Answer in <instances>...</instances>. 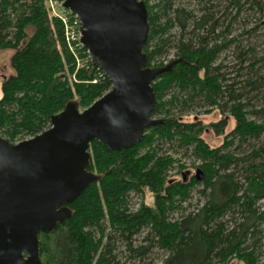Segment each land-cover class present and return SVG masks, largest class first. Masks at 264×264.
Here are the masks:
<instances>
[{
    "label": "trees",
    "instance_id": "1",
    "mask_svg": "<svg viewBox=\"0 0 264 264\" xmlns=\"http://www.w3.org/2000/svg\"><path fill=\"white\" fill-rule=\"evenodd\" d=\"M143 1L147 65L174 61L151 85L150 116L162 122L130 148L90 142L88 169L103 178L68 205L70 218L38 235L40 261L143 264L156 249L160 264H264V119H255L264 114V105L256 106L264 99V47L256 43L257 27L241 33L242 41L229 33L242 12L255 9L263 18L264 0H228V13L223 0H189L196 9L179 0ZM4 49L13 50V73L0 84V136L11 143L46 130L68 100L83 110L111 88L90 61L77 65L47 0H0ZM204 107L203 113L215 108L234 122L217 147L201 138L202 123L181 120ZM225 118L208 125L215 134L223 133ZM185 157L202 171L200 180L170 179V172L188 168ZM131 195L140 197L136 207Z\"/></svg>",
    "mask_w": 264,
    "mask_h": 264
},
{
    "label": "water",
    "instance_id": "2",
    "mask_svg": "<svg viewBox=\"0 0 264 264\" xmlns=\"http://www.w3.org/2000/svg\"><path fill=\"white\" fill-rule=\"evenodd\" d=\"M80 24V42L91 65L111 88L87 108L68 100L50 126L11 143L0 136V264H42L40 233H52L72 216L68 206L103 174L90 171L88 147H132L162 122L152 118V83L172 67H150L143 48L148 12L143 0H64ZM203 174L196 169L194 179Z\"/></svg>",
    "mask_w": 264,
    "mask_h": 264
},
{
    "label": "rangeland",
    "instance_id": "3",
    "mask_svg": "<svg viewBox=\"0 0 264 264\" xmlns=\"http://www.w3.org/2000/svg\"><path fill=\"white\" fill-rule=\"evenodd\" d=\"M157 0H148V4H152L154 2H156ZM222 1V0H220ZM223 6L227 7V1L228 0H223ZM182 2L184 5L189 6L190 8L196 9V5L193 1H189V0H179V3ZM222 6V2L220 5V9L225 7H221ZM247 8V6H245V9ZM231 9L230 8H226V13H228ZM226 19L228 20L229 18L226 17ZM226 20V23L228 22ZM237 21H235L230 28V35L236 37L237 41L240 39V41H242L244 39V36L241 35V33H243L245 30L247 29H251L252 27H257L254 31H257L259 34V36L257 37L256 43L257 45L260 47L259 49H262L264 47V16L263 18H261L257 13L256 10L254 9H250L247 10L245 12H242L238 18L236 19ZM255 23H258V25L256 26ZM220 29V28H219ZM175 29H173L171 31V33H174ZM227 37L229 38V35H227ZM249 42H251V40H248ZM248 41H244V42H240L244 45H246V43H249ZM252 43V42H251ZM234 49V44L229 45V48L226 52V56L229 55L231 56L232 52ZM236 49V48H235ZM230 50V51H229ZM225 50H223L222 53L219 54L217 61L221 60V58L225 55ZM13 53L12 49H4V50H0V84H1V80L3 77H6L10 74L13 73V70L10 66V58L11 55ZM173 54V50H171L168 53L167 58H171ZM229 58V57H227ZM0 96H1V90H0ZM264 103V99L263 100H259L258 102H256V106L257 107H263ZM205 109H208L207 107L204 108H196L193 111L189 112V113H183L181 115V120L182 121H186V122H195V121H199L200 123H202V125L204 126V129L201 133V138L210 146V147H217L222 143L223 137L225 134H227L233 127L234 122L232 120V118H230L229 114L227 113H223V115L220 113V111L218 109L213 108L211 110L210 113H203V111ZM226 117V126L223 129V133L222 134H215V132L211 129V127H209V124L218 122L222 117ZM256 120L258 121H262L264 119V114L255 117ZM180 156V155H179ZM186 165L188 166V168L183 169L181 172L182 174H186L189 173L188 177L193 176L195 173V168H193L192 166H189V163H191V159L189 157H185L184 160ZM170 179H180L181 175L178 173L176 175V173L174 172H170ZM187 177V178H188ZM132 196V205L133 207H136L139 203L140 197L136 196V195H131ZM194 196V193H193ZM144 200L146 203L150 204L152 201V198L150 196V194L146 193ZM162 252L159 250L154 249L150 255L145 258L143 260V264H160L161 258H162ZM124 258H122L121 260H123Z\"/></svg>",
    "mask_w": 264,
    "mask_h": 264
},
{
    "label": "built area",
    "instance_id": "4",
    "mask_svg": "<svg viewBox=\"0 0 264 264\" xmlns=\"http://www.w3.org/2000/svg\"><path fill=\"white\" fill-rule=\"evenodd\" d=\"M63 1L64 0H47V5L52 14L61 20L64 26L65 39L69 49L75 54L74 56L76 57L77 65H81L82 62L85 63L90 61V56L80 42L79 21L68 9L62 7ZM73 42L74 46L78 47V49H84L80 55L74 50L75 48L72 45Z\"/></svg>",
    "mask_w": 264,
    "mask_h": 264
},
{
    "label": "flooded vegetation",
    "instance_id": "5",
    "mask_svg": "<svg viewBox=\"0 0 264 264\" xmlns=\"http://www.w3.org/2000/svg\"><path fill=\"white\" fill-rule=\"evenodd\" d=\"M170 62V61H169ZM168 63V62H167ZM180 175H181V179H187V177H188V175H189V173H186V174H182V173H180ZM192 177H194V175L192 176Z\"/></svg>",
    "mask_w": 264,
    "mask_h": 264
}]
</instances>
